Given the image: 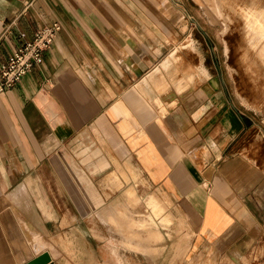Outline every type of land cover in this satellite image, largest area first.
<instances>
[{"label": "crops", "instance_id": "1", "mask_svg": "<svg viewBox=\"0 0 264 264\" xmlns=\"http://www.w3.org/2000/svg\"><path fill=\"white\" fill-rule=\"evenodd\" d=\"M175 10L185 11L175 0H0V64L20 33L61 26L41 62L0 93V264L45 251L56 264L53 250L34 248L68 234L61 225L81 215L98 217L124 250L143 254L122 246L107 222L128 221L114 213L118 205L139 224L153 218L151 234L132 232L152 241L149 254L169 236L161 229L173 225L177 236L175 221L161 225L163 216L151 214L158 205L187 224L188 253L212 247L246 262L264 239V134L220 104L213 83L206 98L204 86L178 91L173 81L189 71L182 63L174 75L160 69L181 38ZM195 53L181 52L180 62L195 68ZM160 73L167 87L150 80ZM142 190L153 192L145 216L135 209ZM179 238L174 248L188 246L187 231Z\"/></svg>", "mask_w": 264, "mask_h": 264}, {"label": "rangeland", "instance_id": "2", "mask_svg": "<svg viewBox=\"0 0 264 264\" xmlns=\"http://www.w3.org/2000/svg\"><path fill=\"white\" fill-rule=\"evenodd\" d=\"M175 1L185 9L184 12L180 11V7L179 11L175 10L181 38L174 41L173 52L167 58L170 61L168 70L163 69V65L160 69L174 75L178 71L177 64L182 63L181 65L186 66L185 69L188 67L189 71L186 77L173 81L178 91L189 86L210 88L209 85L213 83V86L218 88L220 104L229 105L238 116L243 117L246 120L244 124L249 127L251 134H264V38L258 35L264 32V0ZM203 2L205 5L202 4ZM168 4L171 7L175 6L172 2ZM254 17L259 19L253 21ZM191 40L194 42L195 50L185 46ZM192 51L197 53L199 63L202 64V59L204 60L208 74L204 80L197 76L198 66L192 69L191 66L195 62L188 63L186 60L180 62L181 52L190 54ZM209 95L211 89L204 98ZM173 104L175 102L171 105ZM136 193L140 201L135 209L141 216H145L148 213L145 203L153 192L142 190ZM176 214L174 218L179 217L177 212ZM129 216L138 222L133 216L132 209ZM86 218L81 215L78 221L61 225V231L69 232V235L61 234L56 238L54 245L45 248L48 251L53 250L51 253L56 264H264V239L244 253L248 261L243 262L233 255L227 257L225 254H220L212 247L206 248L205 252H199L198 255L193 253V249L188 253L191 242L190 229L185 230L188 246L180 249L177 245V248H174L175 242L179 243L181 239L178 233V238L174 234V226L171 225L161 230L163 235H169L168 238L154 245L155 249H161L160 252L134 254L117 244L115 238H118V235L108 224L103 223L98 217L96 220L91 218L92 221ZM142 222L147 226L140 230L146 232L150 217ZM85 231L91 235L84 238ZM95 231L104 236V239L95 238ZM119 233L122 237L118 242L122 246L129 251L139 252L140 243L137 240ZM67 239L70 240V245L66 242Z\"/></svg>", "mask_w": 264, "mask_h": 264}, {"label": "bare ground", "instance_id": "3", "mask_svg": "<svg viewBox=\"0 0 264 264\" xmlns=\"http://www.w3.org/2000/svg\"><path fill=\"white\" fill-rule=\"evenodd\" d=\"M211 0H209L208 2H210ZM203 5H205L204 4V2L202 3ZM211 13V12H210ZM212 14V13H211ZM212 16H214V15H212ZM221 19V21H223V19L222 18H220ZM219 19V20H220ZM259 18L258 17H254V20L253 21H257ZM259 28L261 29V24L259 25ZM264 29V28H263ZM259 36H260V38H264V32L262 33V34H258ZM186 48H188V49H191V50H195V45H194V42L191 40V41H188L187 43H186ZM174 64V63H173ZM169 65H170V61H169V59L167 60V61H165L164 63H163V69H167L168 67H169ZM198 69H197V73H198V75L197 76H199L200 78H202L203 80L204 79H206L207 78V76H208V74H207V71H206V69H205V67L201 64V63H199L198 65ZM168 70V69H167ZM156 72H158V71H156ZM155 72V73H156ZM171 73V72H170ZM162 73H160V76L159 77H151L152 79H150V80H152L153 81V79H154V84L157 86V88L159 87H167L166 86V82H165V80H164V78H162L161 75ZM154 75H156V74H154ZM183 81V80H182ZM182 85V84H181ZM186 85V84H185ZM183 86V85H182ZM180 87V86H179ZM184 89V88H183ZM163 90V89H162ZM209 90H208V88H205V91L204 92H208ZM132 192V191H131ZM137 195V194H136ZM130 196H131V194H130ZM156 200H157V198H156ZM132 201V200H131ZM130 203V202H129ZM163 203V202H162ZM170 204H171V202H170ZM114 207V206H113ZM130 207L128 208L127 207V205H118V206H116V207H114L113 208V211H114V213H117V212H123L124 213V216L125 217H127V219H128V221H124V224L123 225H121V224H119L118 223V227H117V223H116V217H114V216H109V218L107 219L108 221V223L111 225V226H113L114 228H116L119 232H121L123 235H125V236H127V237H130V238H133V234H132V232H133V228L134 227H136V229H138V230H140V229H142V228H145L147 225L144 223V222H142V223H137V221H135V220H132L131 218H130V216H129V212H130ZM165 211H167L165 214H164V212ZM173 211V210H172ZM176 212L179 214V212H178V210H176ZM152 215L154 214V215H156V216H158V215H162L163 217L161 218V225H164V224H169L170 222H174L175 221V223H176V226H177V233L179 234V235H181V234H183L184 232H185V230L188 228L187 227V224L183 221V219H180L181 217H178V218H174V215L170 212V211H168V210H166V208L165 207H163L162 205L160 206V205H158L155 209H153V211H152V213H151ZM153 215V216H154ZM158 218V217H157ZM105 219V218H104ZM150 220H153V218L152 217H150ZM157 223V222H156ZM157 226H159L158 225V223L156 224V227ZM162 230V229H161ZM142 231V230H141ZM140 231V232H141ZM152 231H153V229L151 228V226L149 225L148 226V228H147V230H146V232L145 231H143V232H145V233H143V235L144 234H146L147 236L149 235V234H151L152 233ZM142 233V232H141ZM145 235V236H146ZM153 235V234H152ZM134 239V238H133ZM135 240H137L140 244H139V246H138V251H140V252H145V253H149L148 252V247H149V244L152 242L148 237H145V238H141V239H135ZM46 243H42V244H40V245H38V246H36L35 247V251L36 252H42V251H44L45 250V248H47L48 246H52V245H54V243H56V238H52V239H49V240H47V241H45ZM66 242H68V245H70L71 243H70V240L69 239H67V241ZM148 244V245H147ZM72 255V254H71ZM72 258V257H71ZM73 259V258H72ZM78 259V258H77ZM52 260H51V256H50V254H49V252H42L40 255H38L37 257H35V258H33L32 260H30L28 263H26V264H48L49 262H51ZM74 262V261H73ZM77 263V262H76Z\"/></svg>", "mask_w": 264, "mask_h": 264}, {"label": "built area", "instance_id": "4", "mask_svg": "<svg viewBox=\"0 0 264 264\" xmlns=\"http://www.w3.org/2000/svg\"><path fill=\"white\" fill-rule=\"evenodd\" d=\"M60 30V24L55 22L38 28L32 37H27L24 33L18 35L20 45L7 61L0 64V93L17 84L41 62L43 52L52 45Z\"/></svg>", "mask_w": 264, "mask_h": 264}, {"label": "water", "instance_id": "5", "mask_svg": "<svg viewBox=\"0 0 264 264\" xmlns=\"http://www.w3.org/2000/svg\"><path fill=\"white\" fill-rule=\"evenodd\" d=\"M48 264H50V262Z\"/></svg>", "mask_w": 264, "mask_h": 264}, {"label": "flooded vegetation", "instance_id": "6", "mask_svg": "<svg viewBox=\"0 0 264 264\" xmlns=\"http://www.w3.org/2000/svg\"><path fill=\"white\" fill-rule=\"evenodd\" d=\"M127 249V248H126Z\"/></svg>", "mask_w": 264, "mask_h": 264}]
</instances>
